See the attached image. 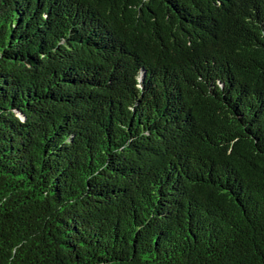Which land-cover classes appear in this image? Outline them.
<instances>
[{
	"label": "trees",
	"instance_id": "trees-1",
	"mask_svg": "<svg viewBox=\"0 0 264 264\" xmlns=\"http://www.w3.org/2000/svg\"><path fill=\"white\" fill-rule=\"evenodd\" d=\"M0 264H264V0H0Z\"/></svg>",
	"mask_w": 264,
	"mask_h": 264
},
{
	"label": "water",
	"instance_id": "water-1",
	"mask_svg": "<svg viewBox=\"0 0 264 264\" xmlns=\"http://www.w3.org/2000/svg\"><path fill=\"white\" fill-rule=\"evenodd\" d=\"M18 115H19V113H18Z\"/></svg>",
	"mask_w": 264,
	"mask_h": 264
}]
</instances>
